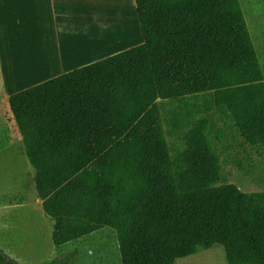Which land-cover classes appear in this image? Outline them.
Instances as JSON below:
<instances>
[{"label":"trees","instance_id":"trees-1","mask_svg":"<svg viewBox=\"0 0 264 264\" xmlns=\"http://www.w3.org/2000/svg\"><path fill=\"white\" fill-rule=\"evenodd\" d=\"M137 7L144 43L9 97L52 240L111 227L122 264L214 245L228 264H264V190L227 179L217 141L228 118L264 154V72L241 1ZM0 264L21 263L0 246Z\"/></svg>","mask_w":264,"mask_h":264},{"label":"crops","instance_id":"crops-1","mask_svg":"<svg viewBox=\"0 0 264 264\" xmlns=\"http://www.w3.org/2000/svg\"><path fill=\"white\" fill-rule=\"evenodd\" d=\"M145 40L137 0H0V96L2 92L8 96L0 105L11 110L4 71H22L33 86ZM260 43L264 47V41ZM259 63L263 70L260 58ZM230 128L228 118L219 119L222 136L217 141L221 159H226L223 174L226 165L242 164L244 175L263 167L264 154L242 143L236 129Z\"/></svg>","mask_w":264,"mask_h":264},{"label":"rangeland","instance_id":"rangeland-1","mask_svg":"<svg viewBox=\"0 0 264 264\" xmlns=\"http://www.w3.org/2000/svg\"><path fill=\"white\" fill-rule=\"evenodd\" d=\"M240 1L253 42H257L264 70V47L260 43L264 41V0ZM4 74L8 94L33 84L20 70L4 71ZM6 97L2 92L0 100ZM224 171L227 179L237 183L243 191L264 190V166L245 175L243 165H226ZM32 175L34 168L24 152L21 134L14 125L11 110L3 103L0 105V243L5 244L2 248L21 264H44L60 253L73 251H77L74 264H122L117 235L111 227L98 229L57 248L52 240L53 221L46 216L39 203ZM175 264L228 263L224 247L214 245L201 248L194 255L179 258Z\"/></svg>","mask_w":264,"mask_h":264},{"label":"bare ground","instance_id":"bare-ground-1","mask_svg":"<svg viewBox=\"0 0 264 264\" xmlns=\"http://www.w3.org/2000/svg\"><path fill=\"white\" fill-rule=\"evenodd\" d=\"M98 4V3H97Z\"/></svg>","mask_w":264,"mask_h":264}]
</instances>
